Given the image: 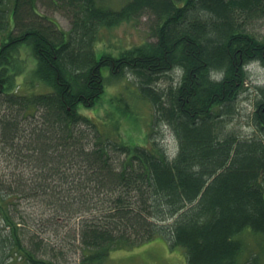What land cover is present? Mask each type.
I'll list each match as a JSON object with an SVG mask.
<instances>
[{"label": "trees", "instance_id": "trees-1", "mask_svg": "<svg viewBox=\"0 0 264 264\" xmlns=\"http://www.w3.org/2000/svg\"><path fill=\"white\" fill-rule=\"evenodd\" d=\"M38 2L0 0V264H113L150 242L239 264L241 233L264 236V88L252 134L223 128L248 67L264 69V0H42L68 31ZM144 17L153 41L97 52L103 28ZM127 73L175 151L123 141L119 114L80 112Z\"/></svg>", "mask_w": 264, "mask_h": 264}, {"label": "rangeland", "instance_id": "rangeland-1", "mask_svg": "<svg viewBox=\"0 0 264 264\" xmlns=\"http://www.w3.org/2000/svg\"><path fill=\"white\" fill-rule=\"evenodd\" d=\"M40 2L37 3L38 12L54 20L58 26L68 31L69 22L58 12H55ZM44 1V0H43ZM105 5L118 8L123 0H104ZM257 31L264 39V21L257 25ZM153 41L149 34L147 19L141 18L138 21L121 23L109 29L103 28L100 31L97 52H111L116 55L121 49L130 48L143 42ZM249 79L246 81L245 90L239 95L235 105L236 113L232 117V122L227 120L224 132H236L241 135L253 133L250 115L253 112V103L256 99L258 88H264V69L259 64H252L248 67ZM170 74V73H169ZM126 79L113 80L105 86L102 97L95 106L81 109V113L90 117L94 122L103 121L104 118L111 119L119 114V137L130 144L138 143L146 145L148 137L162 143L171 153L176 149V139L173 133L163 124L152 123V109L150 104L132 97L125 88L127 80L133 81L132 74L127 73ZM170 75H162L157 81V87L166 89L172 84ZM5 106L0 104V114ZM126 111L129 118L123 115ZM116 115V116H115ZM100 124V123H99ZM103 124V122H102ZM104 130L106 126H103ZM102 129V128H101ZM101 130L102 132H105ZM114 132V131H113ZM152 134V135H151ZM106 136V132L104 133ZM249 230V229H247ZM239 237L243 244V253L239 264H264V236L253 232H242ZM70 260L77 259V255L68 254ZM113 264H186L185 255L182 250H170L166 244L161 242H150L129 253L116 251L112 253Z\"/></svg>", "mask_w": 264, "mask_h": 264}]
</instances>
